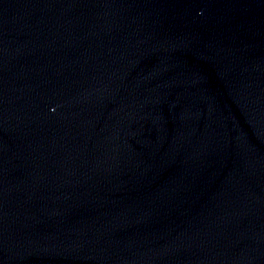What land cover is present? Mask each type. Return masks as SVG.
Here are the masks:
<instances>
[{"label":"water","instance_id":"water-1","mask_svg":"<svg viewBox=\"0 0 264 264\" xmlns=\"http://www.w3.org/2000/svg\"><path fill=\"white\" fill-rule=\"evenodd\" d=\"M0 264H264V0H0Z\"/></svg>","mask_w":264,"mask_h":264}]
</instances>
